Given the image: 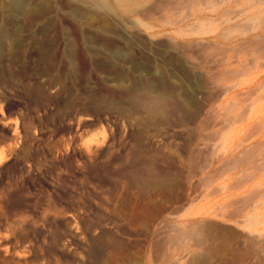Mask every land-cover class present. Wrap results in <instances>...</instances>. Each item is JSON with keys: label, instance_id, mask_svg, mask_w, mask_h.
Listing matches in <instances>:
<instances>
[{"label": "rangeland", "instance_id": "1", "mask_svg": "<svg viewBox=\"0 0 264 264\" xmlns=\"http://www.w3.org/2000/svg\"><path fill=\"white\" fill-rule=\"evenodd\" d=\"M104 2L0 0V264H264V0ZM159 84L184 112L126 104Z\"/></svg>", "mask_w": 264, "mask_h": 264}, {"label": "bare ground", "instance_id": "2", "mask_svg": "<svg viewBox=\"0 0 264 264\" xmlns=\"http://www.w3.org/2000/svg\"><path fill=\"white\" fill-rule=\"evenodd\" d=\"M7 3L8 2H6V4ZM6 4L4 6H8ZM23 4L24 6L18 11V14L21 16H18V18H22L23 21L29 18L35 19L36 17H41L44 15L46 16V14L50 12H54L56 13V15H58V12L65 11L69 15L75 16L76 18L82 20L89 27L100 28L105 32L114 29V27H112L113 18L111 19V14L109 13L111 7L109 4L104 2V0H65L61 2L63 7L60 9L54 5L52 0H25V3ZM9 8H11V6H9ZM7 10L10 11V9ZM139 11L140 10H138V12ZM21 23V20H17L16 18L14 20L13 32L6 36L8 46L6 52L7 56H10L14 53V50L17 45V38L20 33L18 31L21 27ZM84 38H86V40L88 41L89 39H92L93 36L91 37L90 35L85 33ZM127 38H129V36ZM92 40L91 42H93ZM73 43L74 42H72V44ZM73 45L71 46L72 48H74ZM71 47H69L70 52L72 51ZM125 97L126 104L129 105L132 110L135 109L139 110L138 112H140V110L146 113L148 112L149 117H147L150 120H167L169 118V112H184L183 110H185V106L182 104L183 102L181 103L178 90L176 88H170V86L168 88L164 84L155 85L154 88L151 90H145L143 88L138 87L131 90H127ZM86 119L90 120V117H86ZM148 171V177L146 179H143L141 183L145 186L151 187L162 186L164 180L161 178V176L152 169Z\"/></svg>", "mask_w": 264, "mask_h": 264}, {"label": "snow or ice", "instance_id": "3", "mask_svg": "<svg viewBox=\"0 0 264 264\" xmlns=\"http://www.w3.org/2000/svg\"><path fill=\"white\" fill-rule=\"evenodd\" d=\"M0 162H2V153H0Z\"/></svg>", "mask_w": 264, "mask_h": 264}]
</instances>
